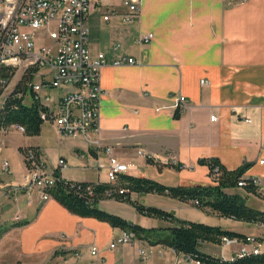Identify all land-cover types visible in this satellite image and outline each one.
I'll return each mask as SVG.
<instances>
[{
    "label": "crops",
    "instance_id": "0c3cea01",
    "mask_svg": "<svg viewBox=\"0 0 264 264\" xmlns=\"http://www.w3.org/2000/svg\"><path fill=\"white\" fill-rule=\"evenodd\" d=\"M139 1V16L124 23L119 17L125 11L120 0H90L87 47L91 54L102 52L109 62L129 57L137 62L101 68L99 83L105 92L99 109L102 143L111 146L114 156L137 165L131 175L166 186L211 184L208 166L200 159L217 158L228 170L248 164L243 177L257 180L258 193L247 194L241 187L226 191L245 195L251 207L264 212V163H260L264 159V0L229 4L223 0ZM107 12L116 15L104 21ZM147 33L153 38L139 44L138 37ZM201 80L208 83L201 85ZM51 95L58 97L60 91ZM178 95L186 98L187 106L175 118ZM26 147L41 153L51 173L57 171L58 160L65 159L67 166L60 176L66 180L108 182L106 155L81 137L60 134L51 122H43L40 133L33 136L11 127L1 129L0 189L4 188V194L0 195V220L21 224L5 231L0 244H15L10 254L20 264H61L65 259L88 264L91 245L97 246L103 264H188L162 245H152L154 256L143 260L137 249L149 244L140 240L110 248L123 231L120 228L72 214L53 198L28 202L23 193L14 194L8 186L19 182L25 172ZM139 148L150 152L153 160L138 156ZM169 158L178 164L163 163ZM5 160L7 172L2 169ZM150 197L158 201L149 203ZM131 198L180 220L264 238V225L221 217L191 201L154 193H132ZM98 207L145 228L171 225L143 216L125 202L105 199ZM239 247L240 243L225 248L205 243L201 250L227 260ZM74 251L80 256H73Z\"/></svg>",
    "mask_w": 264,
    "mask_h": 264
},
{
    "label": "built area",
    "instance_id": "2783aa9c",
    "mask_svg": "<svg viewBox=\"0 0 264 264\" xmlns=\"http://www.w3.org/2000/svg\"><path fill=\"white\" fill-rule=\"evenodd\" d=\"M125 8L119 15L124 23L133 22L140 12L139 0H120ZM246 0H223L229 4ZM90 0H0V65L14 70V84L2 81L4 93L2 101L14 90L19 81L25 78V92H17L23 102L39 108V117L43 122L53 123L58 132L64 136L81 137L97 151L107 157L106 177L114 183L120 174H131L137 169L132 161H123L113 155L111 146L102 143L99 127V109L105 92L99 83L101 68L107 64L118 66L137 63L134 58H123L109 62L104 53L92 55L87 47L88 12ZM114 12L103 15L104 21H109ZM153 38L151 33L138 37L139 44ZM206 85L207 80H201ZM52 91H60L58 97L51 95ZM187 106L186 98L178 95L174 107L183 111ZM244 122L250 119L237 108H231ZM214 120V116H210ZM9 127L23 132V127L12 124ZM3 130V129H2ZM136 154L146 160L154 156L143 148ZM25 172L16 184L10 185L14 194L23 193L28 202L36 198L42 203L51 198L49 189L56 177L47 170L46 162L40 154L37 156L32 149L23 152ZM165 164L177 165L175 158L163 161ZM264 163V159L260 160ZM67 166L65 159L57 162V171ZM4 172L8 171V162L2 163ZM241 186V182L238 183ZM124 191L119 190L122 194ZM107 198L111 195L106 194ZM136 238L131 231H122L109 247L118 244H134ZM233 243H240L239 249L227 260L234 262L250 255L264 253V238L246 236L245 240L236 237H222L220 246L225 248ZM174 254H180L188 264H203L190 254H181L170 248ZM143 260L154 256V246L146 245L137 249ZM91 260L88 264H103L96 245L89 247ZM73 256L80 254L74 251ZM61 264H79L71 259H65Z\"/></svg>",
    "mask_w": 264,
    "mask_h": 264
},
{
    "label": "trees",
    "instance_id": "16d2710c",
    "mask_svg": "<svg viewBox=\"0 0 264 264\" xmlns=\"http://www.w3.org/2000/svg\"><path fill=\"white\" fill-rule=\"evenodd\" d=\"M13 75L14 70L12 68L0 65V100L4 93V86L1 82H10ZM24 82L25 78L18 82L14 90L0 104V130L8 128L12 124H17L23 127L25 135H38L43 124L39 117L38 106L35 104L28 105L23 102L22 97L17 96L18 91L25 92ZM179 116L180 112L176 110L174 117L179 118ZM27 148L32 149L37 156L41 154L34 147H26L23 152ZM199 163L208 166L211 184L166 186L151 178L131 174H120L114 183L77 182L66 180L60 176L58 171H55L53 174L56 180L49 192L51 198L55 199L72 214L95 218L123 231H131L137 240L149 245H162L173 248L181 254H190L203 264H263L264 253L228 262L205 254L201 250L205 243L220 244L221 238L224 236L236 237L240 240H245L246 236L225 230L218 225L180 220L166 210L143 205L131 198L132 193L166 195L179 201H191L198 208L209 209L221 217L264 225L263 211L251 207L247 203L245 195L226 191L227 189L241 187L247 194L258 193L257 180L253 177H243L248 164L228 170L217 158L200 159ZM239 182H241V186L238 185ZM119 190L124 192L120 194ZM107 192L110 193V198L106 197ZM105 199L125 202L131 205L139 214L167 221L171 225L145 228L127 221L118 215L100 209L98 204ZM20 224L18 222L1 224L0 236L9 228Z\"/></svg>",
    "mask_w": 264,
    "mask_h": 264
},
{
    "label": "rangeland",
    "instance_id": "374dc122",
    "mask_svg": "<svg viewBox=\"0 0 264 264\" xmlns=\"http://www.w3.org/2000/svg\"><path fill=\"white\" fill-rule=\"evenodd\" d=\"M16 78H12L10 84H14L13 82H15ZM4 194V188L0 189V195ZM148 201H151L149 203H156L158 200L156 199V197H150ZM109 204V203H108ZM119 206V204L117 203L115 205V207ZM122 206V205H121ZM123 206L127 207L128 209H130L129 206H127L126 204H123ZM133 209H131L132 212ZM14 221V220H13ZM10 223L11 220L9 219H4V220H0V224L2 223ZM11 247L12 248H16L15 244L13 243H1L0 244V264H20V261L16 260V258L14 257V255L11 256L10 252H11ZM214 251H216L217 248L213 247ZM15 251V250H14Z\"/></svg>",
    "mask_w": 264,
    "mask_h": 264
}]
</instances>
